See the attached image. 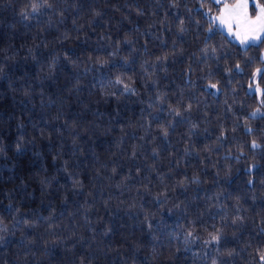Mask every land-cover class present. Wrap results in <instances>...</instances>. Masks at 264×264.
I'll return each mask as SVG.
<instances>
[{
  "label": "trees",
  "instance_id": "trees-1",
  "mask_svg": "<svg viewBox=\"0 0 264 264\" xmlns=\"http://www.w3.org/2000/svg\"><path fill=\"white\" fill-rule=\"evenodd\" d=\"M48 2L40 23L21 15L31 0H0V264H255L264 244L256 235L264 227V119H249L226 147L215 136L220 124L261 107L249 91L260 65L231 84L217 72L223 95L203 94L216 62L201 64L200 50L219 7L205 16L198 0L176 8L171 0ZM212 37L215 56L233 57L219 61L226 68L239 46L217 28ZM118 78L135 95H120ZM178 102L187 122L169 119ZM253 140L260 148L251 149ZM181 173L200 183L181 186ZM210 218L228 225L221 252L204 244L210 227H191Z\"/></svg>",
  "mask_w": 264,
  "mask_h": 264
},
{
  "label": "snow or ice",
  "instance_id": "snow-or-ice-1",
  "mask_svg": "<svg viewBox=\"0 0 264 264\" xmlns=\"http://www.w3.org/2000/svg\"><path fill=\"white\" fill-rule=\"evenodd\" d=\"M167 3L168 0H165ZM180 0H171L170 7L176 8L179 4ZM200 7H208L209 11L205 12L204 15L208 16L211 12L213 5H219L220 7L217 9V15L210 16L209 18V26L207 31L209 33L208 36L204 38L205 47L200 51L203 53L204 59L200 62L201 64L207 62L208 60H213L216 62V71H209L207 76L202 79H206L208 81L207 87L204 88V95H223L221 88L219 87L220 81H215L214 77L217 72L223 73L225 77L229 79L225 80V84H231L234 82V79L237 75H242L246 69L253 67V65H260L255 67L254 71L251 72V83L249 84L250 90L252 89V85L255 84V91L261 96V107L256 108L253 112H251L248 116L242 117V122L238 121L236 124L230 125L229 127H225L224 124H220L219 131L215 136V141L221 147H226L229 141V136L231 133H235L238 128H242L244 124L248 122L249 119L255 120L257 118L264 119V111L261 108H264V89H261L259 81L264 80V2L262 0H235V2H226V0H198ZM51 8V4L48 0H31L30 3V12H24L21 15L24 20H29L34 17L38 20V22L43 23L42 17L47 14L48 9ZM50 23V22H49ZM184 21L177 17V28L179 30V34L182 37L184 34ZM216 28H221L226 31L228 37L232 40L233 43H237L239 45V52L236 54L235 61L230 64L228 67H221L219 61L223 60H233V57L227 53H222L221 56H215L216 48H212L209 50L207 47L208 42L213 38L212 33ZM67 39V36H65ZM255 50L258 55L256 57H251L248 55L250 51ZM175 51V48L173 49ZM115 55V53H112ZM166 59V58H165ZM104 67V63L100 64V68ZM3 69L0 67V72ZM192 71V65H189V73ZM117 85L121 86L118 89L120 95L132 94L135 95L133 89H131L128 84L124 83L123 80L117 79L113 87ZM189 86L191 87V80L189 76ZM215 89L214 92H210L209 90ZM117 93H113L116 95ZM162 99V98H161ZM180 106H182L181 102H178L177 107H171L169 109V119H173V113L175 117H180L181 122H187V119L183 116L180 111ZM192 104L189 103L186 107H184V112H188L191 110ZM230 109L226 110L229 111ZM199 125L197 123H192L189 132L192 136L197 135V128ZM207 131V129H205ZM245 132L248 135L252 134L251 127L245 129ZM211 135V134H209ZM163 136L166 138L168 136V130L163 129ZM260 148V144H258L255 140L251 142V149ZM17 150H20V145H17ZM2 151V149H0ZM153 157L159 155V153L153 151ZM243 155V153H241ZM135 159V153L132 156ZM239 159V157H236ZM115 171V169H113ZM139 171V169H137ZM249 174L252 172V168L248 169ZM183 175L184 180L180 181V185L183 186L185 181L189 184H199L200 179L199 176L189 179L187 173H181ZM249 185L252 184V181H248ZM186 190V189H185ZM227 199V197H225ZM164 201H160L163 203ZM179 207V205H177ZM264 207V206H262ZM239 209L237 210V212ZM217 216L220 213L216 214ZM237 221H240V225H237ZM232 225H236V231L240 230V227L243 224V218L239 215L236 216V219L231 221ZM227 222L217 227L215 223L212 222L210 218L208 221L204 220H194L191 224V227L195 228H203L207 230L209 227L211 230L208 232L209 239L204 241L205 245L215 246V250L217 252H221L222 248L226 249L228 247V240L224 237V233L222 231L223 227H227ZM5 231V229H0V232ZM188 237H193L194 233L192 231H188ZM257 236L264 235V227H261L256 232ZM234 239H240L236 237L235 231L233 232ZM5 237L0 235V243L3 242ZM249 247H252L249 245ZM231 255V253H229ZM255 264H264V244L257 247L255 249V254L253 256ZM213 264H216L213 261Z\"/></svg>",
  "mask_w": 264,
  "mask_h": 264
},
{
  "label": "rangeland",
  "instance_id": "rangeland-1",
  "mask_svg": "<svg viewBox=\"0 0 264 264\" xmlns=\"http://www.w3.org/2000/svg\"><path fill=\"white\" fill-rule=\"evenodd\" d=\"M226 2H235V0H226ZM216 6H218V7H220L219 5H216ZM218 14V13H217ZM216 14V15H217ZM215 16V15H214ZM220 32H222L225 36H227L228 37V35H227V33H226V31H224L223 29H221V28H217ZM229 38V37H228ZM230 39V38H229ZM231 40V39H230ZM232 41V40H231ZM237 44V43H236ZM238 45V44H237ZM239 46V45H238ZM262 51H264V49H262ZM255 85L254 86H252V89L250 90V88H249V91L250 92H256L255 90ZM257 93V92H256Z\"/></svg>",
  "mask_w": 264,
  "mask_h": 264
}]
</instances>
